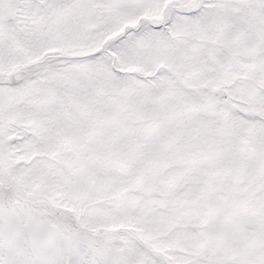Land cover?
<instances>
[{
  "label": "snow or ice",
  "instance_id": "snow-or-ice-1",
  "mask_svg": "<svg viewBox=\"0 0 264 264\" xmlns=\"http://www.w3.org/2000/svg\"><path fill=\"white\" fill-rule=\"evenodd\" d=\"M0 264H264V0H0Z\"/></svg>",
  "mask_w": 264,
  "mask_h": 264
}]
</instances>
